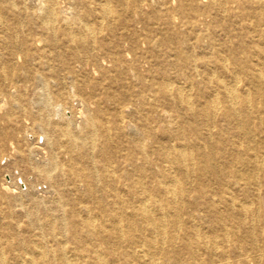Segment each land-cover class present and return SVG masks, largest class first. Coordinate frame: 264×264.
<instances>
[{
	"label": "bare ground",
	"instance_id": "6f19581e",
	"mask_svg": "<svg viewBox=\"0 0 264 264\" xmlns=\"http://www.w3.org/2000/svg\"><path fill=\"white\" fill-rule=\"evenodd\" d=\"M0 163V264H264V0H0Z\"/></svg>",
	"mask_w": 264,
	"mask_h": 264
},
{
	"label": "rangeland",
	"instance_id": "374dc122",
	"mask_svg": "<svg viewBox=\"0 0 264 264\" xmlns=\"http://www.w3.org/2000/svg\"><path fill=\"white\" fill-rule=\"evenodd\" d=\"M156 48H158V56H161V54H162V46H161V44L158 43V46ZM146 66H147V64H145V67ZM171 126H172V123H169V122H166V123H163V124L162 123H158V139L160 141H161V138H163V135H162L163 131H165V129L171 128ZM40 143H41V141L39 140V141H36V143H34V144L40 145ZM35 157H38V156L35 155ZM6 168H7V165L5 163H0V182H5L6 184L13 185L14 190L16 192H20L22 189H24V185L23 184H25V183L20 179V177H18V172H15L14 170L7 171V170H5ZM23 176L25 177V175H23ZM30 177H31V175L28 176V178H30ZM44 186H46V184L42 181L41 184H39V186H36L33 189L34 195L35 196L39 195L38 197H43L45 200L50 201L52 199V197H53V192L51 190H49V189L45 190L44 188H46V187H44ZM17 188L19 190H17ZM49 203H50V205H53V203L51 201ZM47 205H49V204H47ZM16 209L20 210V206L19 205L16 206ZM19 222H21L20 226L23 228L24 227L23 220H19ZM43 229L45 230V228H43Z\"/></svg>",
	"mask_w": 264,
	"mask_h": 264
}]
</instances>
